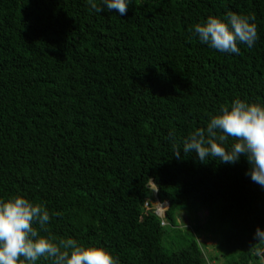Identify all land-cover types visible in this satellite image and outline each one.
<instances>
[{
    "label": "trees",
    "instance_id": "trees-1",
    "mask_svg": "<svg viewBox=\"0 0 264 264\" xmlns=\"http://www.w3.org/2000/svg\"><path fill=\"white\" fill-rule=\"evenodd\" d=\"M229 11L258 29L239 54L193 31ZM236 99L264 106V0H130L124 16L87 0H0V199L41 204L42 235L103 247L118 264H262L264 188L247 158L182 149ZM187 209L200 217L180 227ZM199 234L216 255L202 256Z\"/></svg>",
    "mask_w": 264,
    "mask_h": 264
},
{
    "label": "clouds",
    "instance_id": "clouds-1",
    "mask_svg": "<svg viewBox=\"0 0 264 264\" xmlns=\"http://www.w3.org/2000/svg\"><path fill=\"white\" fill-rule=\"evenodd\" d=\"M87 3L96 13L107 9L124 16L130 0H100V3L87 0ZM254 21L253 15L229 11L224 18L209 16L205 23L196 24L193 31L202 44L220 52L239 54L238 45L252 47L259 38ZM229 138L235 142L226 147ZM182 149L185 155L195 151L202 162L216 159L235 164L244 156L250 165L246 175L264 188V106L241 99L234 100L230 107L222 106L220 114L212 116L206 127L189 133ZM180 150V145L174 143L173 154L177 158ZM154 202L166 204L165 210L168 207L157 198ZM152 207L157 217H164V213L157 214L158 208L153 204ZM50 219L44 206L22 195L0 199V264H37L41 258L50 259L52 264H118L103 247H84L73 238L58 239L51 233L42 235V231L48 230ZM254 240L264 244V230L257 228ZM256 254L259 255V250Z\"/></svg>",
    "mask_w": 264,
    "mask_h": 264
},
{
    "label": "rangeland",
    "instance_id": "rangeland-1",
    "mask_svg": "<svg viewBox=\"0 0 264 264\" xmlns=\"http://www.w3.org/2000/svg\"><path fill=\"white\" fill-rule=\"evenodd\" d=\"M154 198H155V196H154ZM153 206L155 207V209L158 208L157 214L162 216L164 213V210L166 208V204L160 205L159 203L154 202ZM192 210L193 209H187V210H183V211L181 210V214H179L180 212L176 213V215L179 214L177 223L180 225V227L190 228L191 226H193V221L200 217V213H197V212L192 211ZM182 212H186V214L184 215V214H182ZM174 218H175V222H176V216H174ZM167 232H168V240L171 243H175L176 238H177L176 235L172 234L168 230H167ZM193 237H194V235H193ZM195 238L198 242L199 247L202 250V256L203 257L208 256V258H209L210 256H213V254L216 255V253H217L215 250L216 241L214 239H211V237H209L208 235H205V234H199V236L195 235ZM208 264H213V263L209 261ZM262 264H264V261Z\"/></svg>",
    "mask_w": 264,
    "mask_h": 264
}]
</instances>
